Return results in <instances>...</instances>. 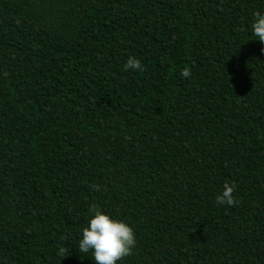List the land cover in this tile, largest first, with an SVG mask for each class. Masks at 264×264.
I'll list each match as a JSON object with an SVG mask.
<instances>
[{
  "label": "trees",
  "instance_id": "16d2710c",
  "mask_svg": "<svg viewBox=\"0 0 264 264\" xmlns=\"http://www.w3.org/2000/svg\"><path fill=\"white\" fill-rule=\"evenodd\" d=\"M256 11L0 0V264H95L79 251L93 205L134 229L119 264H264ZM225 183L235 206L216 202Z\"/></svg>",
  "mask_w": 264,
  "mask_h": 264
},
{
  "label": "clouds",
  "instance_id": "9594fccd",
  "mask_svg": "<svg viewBox=\"0 0 264 264\" xmlns=\"http://www.w3.org/2000/svg\"><path fill=\"white\" fill-rule=\"evenodd\" d=\"M251 28L256 39L264 44V14L260 11L254 13ZM261 51L264 52V48ZM124 68L125 70H144L141 60L132 56L128 58ZM181 75L188 78L191 70L186 67L181 71ZM95 188L99 190V186ZM234 190V183H225L222 194L216 197L217 204L235 206L238 201L234 198ZM89 212L93 215L82 230V238L79 241L81 253L91 251L95 264H119V261L133 253L136 247V235L132 226L124 220L105 213L96 205H93ZM66 253L67 249L60 247L57 254L64 259L67 257Z\"/></svg>",
  "mask_w": 264,
  "mask_h": 264
}]
</instances>
